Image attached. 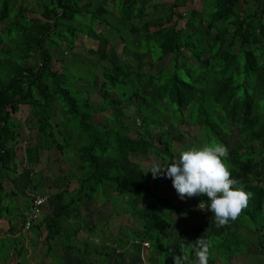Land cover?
Wrapping results in <instances>:
<instances>
[{"label":"trees","instance_id":"trees-1","mask_svg":"<svg viewBox=\"0 0 264 264\" xmlns=\"http://www.w3.org/2000/svg\"><path fill=\"white\" fill-rule=\"evenodd\" d=\"M32 1L34 5L31 0H0V219L7 223L0 243L15 232L11 221L16 217L9 213L6 200L17 194L12 180L20 161L16 160L15 139L24 124L12 116L19 106H26V120L33 123L34 137L32 146L23 149L25 163L35 165L39 152L55 150L70 154L75 165V172L59 169L60 177L73 179L74 187L49 195L40 218L27 231L35 233L34 239H42L45 255L52 256V247L58 245L65 256L76 257L74 264H91L87 257L91 248L108 264L109 249L114 254L122 244L132 249L127 255L140 256V243L145 241L153 249L147 264H174L173 255L196 257L194 243L201 236L210 243L209 254L220 252L219 246L209 241L211 230H218L221 241V232L235 226L226 233L238 236L240 242L245 237L248 242L255 241L263 259L264 3L249 6L248 0H199L198 10L180 13L174 11L178 0H173L166 4L165 12L149 18L156 7L149 11L150 7H140L139 0H103L100 4L93 0ZM103 4L111 6L118 24L103 18L111 13ZM88 14L93 19L83 21V15ZM179 21L183 25L177 28ZM98 26L111 28L119 38L123 60L108 59L112 51L106 48L101 52L90 48L87 53L95 56L92 62L100 66V79L93 76L91 62L74 63L69 68L60 62L61 73L52 70L51 53L61 43L64 48L60 50L72 51L80 36L108 41L104 32H96ZM126 28L130 38L125 33L115 34ZM167 55L168 65L153 71ZM103 60L108 64L102 65ZM59 75L64 79L59 80ZM78 79L94 86L99 105L91 101L87 89H79ZM129 107L133 115L127 114ZM98 112L107 117L95 120ZM128 119L138 122L133 130L127 127ZM179 125L190 126L197 133L182 142L176 129ZM231 136L234 142L228 140ZM173 141L185 145V150L213 143L228 148L225 163L237 181L235 187L251 194L238 217L248 237H240L238 229L243 228L235 221L218 228L210 210L209 221L180 231L163 217L156 201L165 202L170 212L190 217L196 204L208 200L201 194L168 201L146 189L148 181H155L148 171L151 166L143 167L133 158L154 155V159L170 162L178 155ZM47 176L40 175L27 187L37 188ZM8 185L11 188L7 190ZM96 198L99 204L108 202L114 216L130 221L128 226L120 223L117 232L108 236L109 246L105 241L98 244L100 233L79 219L84 203ZM84 233L87 237L80 240L78 235ZM127 233L130 237L124 238ZM63 234L73 243L64 246L59 242L57 238ZM89 236L96 238L92 241ZM8 244L0 254V263H7L12 250L16 257L12 264H25L23 247L15 249L12 241ZM157 256L161 258L155 261ZM225 257H220L221 261L230 264L234 256Z\"/></svg>","mask_w":264,"mask_h":264},{"label":"rangeland","instance_id":"rangeland-1","mask_svg":"<svg viewBox=\"0 0 264 264\" xmlns=\"http://www.w3.org/2000/svg\"><path fill=\"white\" fill-rule=\"evenodd\" d=\"M101 1L103 0H98V4L102 3ZM139 1H140V4H143L140 7H144V6L150 7L149 11H152V9L156 7L155 12L153 11L149 12V15H148L149 18H153L156 15H159L161 12H165V9L168 8L166 7V4L171 3L172 0H139ZM178 1L180 3L178 7L174 9L175 12L183 13L190 9L198 10L200 8L198 0H192V1L178 0ZM93 2L97 4V0H93ZM147 2L152 3V4L148 5ZM103 7L105 10H108L111 12L110 15L109 14L104 15L103 18L105 19L110 18L111 23L116 24L117 14L114 11H112L111 6L103 4ZM83 17L85 18V20H83L85 22L93 19V17L89 14L83 15ZM182 25H183V21L177 22V28L181 27ZM110 29L111 28L106 27V26L96 27V32L98 31L104 32L108 41L101 39L99 42H96L92 39H85L80 36L79 38H77L76 42L74 43L75 48L72 51L71 50L65 51L64 49L60 50L61 48H64V43H61V45H59L58 48H55L51 53L52 54V62H51L52 70L57 72V74H60L62 71L61 69L62 65L60 62H63L64 65L68 68L69 66L71 67L78 62H82L84 65H86L87 62L89 63L91 62L90 64L94 68L93 76L96 77L97 79H100V71H101L100 66L99 64H95L92 62L93 59L95 60V56L88 54L87 53L88 49L97 48V50L101 52L102 50L106 48L112 51V53L108 55V59H115L116 61L119 62L123 60L124 58V55H123L124 51L120 43V40L119 38L114 36L113 31ZM118 33L120 34L125 33V35L128 36V38L131 37L130 34L128 33L127 28L121 29L120 32L115 31V34H118ZM169 62H170V55H167L163 58L162 61H159L155 64L153 71L159 70L164 65L165 66L168 65ZM100 63L102 65H106L108 64V60H103ZM131 63L134 66L136 62L132 61ZM76 73H78L77 69H76ZM58 79L61 80L64 78L63 76L59 75ZM76 84L78 85L79 89H87L89 91L91 95V101H93L95 105H99L101 103V101L97 99L96 97V91H95L96 89L94 88L93 85L86 83L83 79H78L76 81ZM127 112H128L127 113L128 115H133L132 107H129L127 109ZM27 115H28V109L26 106H19L18 112L14 114V117L16 116L18 118L17 120V118L15 117L16 120L24 124V126L19 129V137L17 138V140L19 141V144H17L15 148L16 149V160H20L22 158V155H23L22 150L25 147L27 146L31 147L33 144L32 137H34V127H33V123L27 122L26 120ZM106 117H107V114L100 113V112L94 115L95 120L97 119L103 120ZM133 121H134L133 119H128L126 121L127 127H129L131 130L136 128L134 127L135 125L132 124V123L135 124V122ZM176 129L179 132L178 134H181L180 136H182V142H185L187 139L188 140L192 139L193 136H195V134L197 133V131L194 128H191L190 126H186V125H179L176 127ZM177 140H179V138ZM200 140L201 139H199V141ZM228 140L230 142H234L235 137L233 138L231 136L228 138ZM173 146H174V150H173L174 153L178 149V155L177 157L174 156V159H178L180 152L185 151V145L181 147V146H178V142L173 141ZM135 157L136 159H141V160H136ZM135 157L133 158L134 161L139 163L143 167L153 166L154 164H160L162 166H166L170 163L169 161L167 163H164V161L162 160L159 161L158 159H154L153 158L154 155L153 157H148L147 159L140 157V155H136ZM142 159L148 160V161L145 162ZM38 160H39L38 166L40 168H47L46 175L48 174V176L46 179H41V183H39L38 187L35 188L36 190L51 195L52 193L58 190H61L64 188L72 189L74 187L73 179L65 181L59 175L60 174L59 169L67 172L69 171V169L72 168L73 172H75V165L71 161L72 157L70 154H66V153L61 154L55 150H49L47 152L41 151L39 152ZM16 168H17V171L19 170L20 172L21 171L26 172L25 170L21 169V161L17 163ZM158 177H161V176H158ZM158 177L154 178L155 181H157ZM12 180L14 182L13 189L20 191V192L16 191L17 193L15 195L16 200L14 201L12 205V209H10L11 206L9 207V213L16 217L13 219V221H11V226L14 230V227L17 228L18 224L20 223L19 219L22 214V210L24 209V198L22 196L23 189L28 186L29 183L27 182H30V181L25 179L23 175H20L18 178L16 177L15 180L14 178H12ZM33 181H36V179H34ZM155 181H148L145 185L146 189L149 190L150 193H153V195H155L156 197L165 198L168 201H172V200L176 201L177 199H180L176 190L172 186V181L170 178L162 176L159 181L157 182ZM10 188H11V185L6 186L7 190ZM196 196L199 197L201 196V194L196 195ZM140 201L148 202V200H145V199H140ZM149 201H155V199L149 198ZM156 203L158 204L160 210L163 212L164 214L163 217L167 219L171 223V225L178 231L185 229V228H191L192 226H195V225H201L203 222L209 221L208 219L210 216L209 211H208V215L205 218L201 217L195 211L196 206H194L191 216L185 217L184 215L180 213L170 212L165 202L161 203V202L156 201ZM207 210L209 209L207 208ZM112 212H113L112 206L108 202L99 204V202L97 201V198L92 201H88L84 203V205L81 208V215L79 219H81L83 223L87 224L88 226H91L94 231H97V233H100V237H97L98 240H96L98 244L100 243L102 244L105 241V243L108 244L109 246V241L111 242V237H110V240L108 241L109 239L108 236L113 235L117 232L118 225L120 223H122V225L124 226H128L130 224V221L127 218L120 219V217L114 216ZM3 220L4 219H0V238H4L5 234L3 233L4 231L3 229H5L7 226L6 222H3ZM235 222H236L235 225L243 228V230H241V228H239L240 230L238 229V233L240 237L244 238L245 236H247L246 235L247 233L245 232L244 224L239 222L238 218L235 220ZM234 228L235 226L230 227L228 230L221 232V238H222L221 241L218 240L217 238V235H219V233H217L218 230L216 229L211 230L209 241L211 242V244L219 246L220 252L218 251L216 253L215 251L212 252L211 254H209L208 260L215 259L214 264H226V261L225 260L221 261L220 257H223V259H225L226 258L225 256L230 257L232 255L234 257L231 258V264H259L258 263L259 261H262L261 264H263L264 258L262 259V257L260 256L261 254H263V252L259 249L257 250L255 249V247H257L255 241L248 242V240L245 237V239H243L242 242H240L238 241L239 240L238 236L233 237V236H229V234L226 233V232L232 231ZM34 235L35 233L33 231L25 232V231H22L20 228H18V231L8 236L9 241L5 240L3 244L0 243V254H3V252H5V249H6L5 247L9 246L8 243L12 241L15 244V249H20L21 246L23 247L24 249L23 258L25 260V264H41V263H49V262H51L50 264H61V263L74 264L76 263L74 262L76 260V257L73 255L65 256L63 253H61V251L63 250V247L61 246L58 247V245L57 247L56 246L52 247V252H53L52 256L49 257L45 255V246L43 244L42 239L41 238L34 239L33 238ZM78 237L80 240H83L85 237H87V233H84V235H78ZM125 237H130V234L129 233L125 234L124 238ZM94 238L96 237L89 236V239H91L92 241L94 240ZM57 239L59 240V242H62L64 246L73 243V241L70 242V240L65 234L59 236ZM224 239L226 240L224 241ZM236 241L238 242V244L236 243ZM88 243L91 244L90 241ZM120 247H122V249L118 250V252H115L114 254L111 253V249H109V257H108V260L106 259L108 264H147L148 263L146 262L147 261L146 259H148L150 255H148L145 252V248H143L140 256H135L132 253H129V255L126 254L127 251L131 252L132 250L131 248L127 246H122V244ZM110 248H111V245H110ZM56 251L58 255L55 254ZM148 251L151 254L153 253L152 248H149ZM12 253L13 251L9 250V259L6 264H12L15 262L16 257L13 256ZM74 253H75L74 255H77L78 251H75ZM252 255H255L256 257ZM58 256L64 261H62ZM87 257L91 260L92 262L91 264H103L104 258H101V257L97 258V256L91 251V248H89ZM258 257L260 258L258 259ZM84 258H86V256ZM159 258L161 257L157 256L155 258V261H158ZM186 258L188 259V261L185 262L186 264H199L197 257L189 258V256H186ZM85 263H87L86 260H85Z\"/></svg>","mask_w":264,"mask_h":264},{"label":"clouds","instance_id":"clouds-1","mask_svg":"<svg viewBox=\"0 0 264 264\" xmlns=\"http://www.w3.org/2000/svg\"><path fill=\"white\" fill-rule=\"evenodd\" d=\"M228 158L229 150L223 144H206L199 148L193 147L180 152L179 158L172 159L166 166L154 164L148 171H151L154 178L158 176L170 178L172 186L181 200L199 194L206 195L207 203L196 204L195 211L199 215L197 206L201 210L206 209V215L201 216L205 218L208 215V208L214 216L216 226L220 228L239 217L247 207L251 195L242 188L235 187L237 181L231 178L229 167L225 163ZM34 190L46 195L47 201L40 208L37 219L30 224V227L40 218L49 199V194L40 192L35 188L25 187L23 189L22 195L27 201V208L20 216L22 223H19V228L25 232L30 229V227L28 230L23 229L25 214L28 210L26 192ZM142 244L147 246V242L140 243L141 248H146ZM194 248L199 264H208L210 243L201 236L195 241ZM186 259L182 255H173L174 264H185Z\"/></svg>","mask_w":264,"mask_h":264},{"label":"crops","instance_id":"crops-1","mask_svg":"<svg viewBox=\"0 0 264 264\" xmlns=\"http://www.w3.org/2000/svg\"><path fill=\"white\" fill-rule=\"evenodd\" d=\"M173 1V0H172ZM171 1V2H172ZM182 1V0H181ZM190 1H192V0H190ZM199 1V0H198ZM179 2V1H178ZM259 3V4H263L264 3V0H248V5L249 6H252V5H254L255 3ZM34 2L31 0V4H33ZM106 4H108L109 2L108 1H106L105 2ZM180 3V2H179ZM97 4H98V0H97ZM147 4L148 5H151L152 3H149V2H147ZM168 4V3H167ZM34 5V4H33ZM13 117V119L14 120H16V118L14 117V115L12 116ZM17 120H18V118H17ZM22 123V122H21ZM17 132H18V134H19V130H17ZM19 137V135L16 137V139H15V141H16V145L17 144H19V141L17 140V138ZM16 145H15V148H16ZM22 152H23V150H22ZM47 152V151H46ZM20 161H21V169L22 170H25L26 172H20L19 170L17 171V168H16V175H13L12 176V178H14V180H15V178L17 177H19L20 175H23V177H25V179H27V180H29L30 182H27V183H31V182H33V180L34 179H38L39 178V176L41 175V177H42V175H44V174H46V169L47 168H40L39 166H38V163H36L35 165H31V164H26L25 163V161H24V158H23V155H22V158L20 159ZM39 161V160H38ZM16 166H17V164H16ZM20 169V170H21ZM39 172H40V175H39ZM22 178V177H21ZM35 182V181H34ZM29 185V184H28ZM24 188V187H23ZM15 191H18V192H20L19 190H16L15 189ZM23 196V195H22ZM24 198V197H23ZM16 200V198L15 197H13L12 199H7L6 200V202L9 204V207L11 206V208L10 209H12V205H13V203H14V201ZM26 208H27V201H26V199L24 198V209L22 210V214L21 215H23V213L26 211ZM12 216V215H11ZM3 222H6L5 220H3ZM7 224V223H6ZM18 228H19V224H18V227L16 228V227H14V231L16 232V231H18ZM7 229V226H6V228L5 229H3V230H6ZM148 249H149V246H148V244H147V246H146V248H145V252L148 254V255H151L152 256V254L148 251ZM142 250H143V248H141V252H140V255H141V253H142ZM236 260V259H235ZM230 261V264H231V259L229 260Z\"/></svg>","mask_w":264,"mask_h":264},{"label":"built area","instance_id":"built-area-1","mask_svg":"<svg viewBox=\"0 0 264 264\" xmlns=\"http://www.w3.org/2000/svg\"><path fill=\"white\" fill-rule=\"evenodd\" d=\"M135 125H138V122L135 123ZM26 197L28 199V210L25 214V220L23 224V229L28 230L30 227V224L35 221L39 215L40 208L45 205L47 201V196L40 194L37 191H27ZM197 211L200 216L206 215V209H199L197 206ZM143 246H146V244H142Z\"/></svg>","mask_w":264,"mask_h":264}]
</instances>
